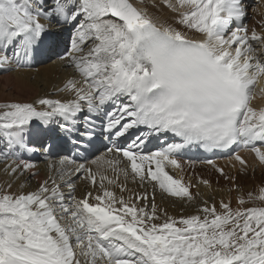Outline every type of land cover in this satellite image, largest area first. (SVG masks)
<instances>
[{"label":"snow or ice","instance_id":"6c2138e0","mask_svg":"<svg viewBox=\"0 0 264 264\" xmlns=\"http://www.w3.org/2000/svg\"><path fill=\"white\" fill-rule=\"evenodd\" d=\"M259 16L245 23V0H0V75L64 74L63 98L0 102V264H264V182L245 191L207 159L217 201L192 191L215 193L210 178L166 170L193 146L264 167ZM98 142L84 162L61 155ZM22 152L45 160L35 188ZM157 190L195 214L170 215Z\"/></svg>","mask_w":264,"mask_h":264},{"label":"bare ground","instance_id":"6f19581e","mask_svg":"<svg viewBox=\"0 0 264 264\" xmlns=\"http://www.w3.org/2000/svg\"><path fill=\"white\" fill-rule=\"evenodd\" d=\"M245 3L248 7V18L245 20V23L251 27L255 25L256 21L260 18L259 12H264V7H260L258 12H253V8L257 7V0H245ZM260 3L264 5V0H260ZM164 15L168 16L170 14L165 13ZM37 68L38 71L37 69L23 68L5 76L0 75V102L9 100H31L36 96L45 95L52 99L63 98L62 94L55 93L54 86L60 85L64 74L59 72L55 65H41ZM261 86L264 85L261 84ZM36 147L38 148L39 145L37 144ZM91 149L92 152L87 155L88 159H91L93 154H102V152L97 154L95 148ZM65 154L78 156L77 151L73 149L71 145H68L67 149L61 153V155ZM21 155L26 160L38 165L39 176L32 180V187L35 188L37 182L44 179V177L47 175L45 160L42 157L40 162H33L30 160L31 153L22 152ZM240 155L248 162L246 174H242L239 171L240 165L230 158L215 162L217 165L223 168L225 172L235 176L236 183H238L245 191H248L264 182V167L259 165L257 158L251 152L241 150ZM179 160L184 166L183 173H181L179 170L168 167L166 170L169 171L170 174H172L174 177L183 175L186 180L191 179L193 184H195L198 176L210 178L213 181V189L216 190L215 193H213L209 189L200 185L198 188H193V192L199 190L205 197H209L214 194L217 201L222 198H228L227 191H220L221 188H226L227 182L223 178H220L219 174L211 169L209 165L205 164L204 161L196 160L193 162H188L182 159ZM233 163H236L235 168L232 167ZM217 179H219V183H216ZM130 186L136 188L135 185ZM136 190L141 191V189L138 188ZM148 190L151 193V186H149ZM82 191L83 185L81 184L78 187L77 194L82 193ZM155 200L158 205L166 208L170 215L178 217L180 215L195 214L194 208L184 206L177 198L164 196L159 192V190L156 191Z\"/></svg>","mask_w":264,"mask_h":264},{"label":"rangeland","instance_id":"374dc122","mask_svg":"<svg viewBox=\"0 0 264 264\" xmlns=\"http://www.w3.org/2000/svg\"><path fill=\"white\" fill-rule=\"evenodd\" d=\"M38 66L40 67L41 65H37V67H38ZM2 76H5V75H2Z\"/></svg>","mask_w":264,"mask_h":264}]
</instances>
